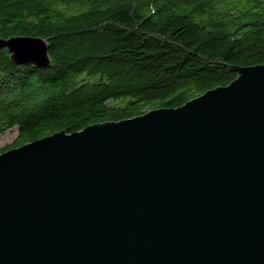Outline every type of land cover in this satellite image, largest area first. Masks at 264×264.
<instances>
[{
  "label": "water",
  "instance_id": "1",
  "mask_svg": "<svg viewBox=\"0 0 264 264\" xmlns=\"http://www.w3.org/2000/svg\"><path fill=\"white\" fill-rule=\"evenodd\" d=\"M0 47L48 62L41 37ZM227 67L180 106L0 152V264H264V63Z\"/></svg>",
  "mask_w": 264,
  "mask_h": 264
},
{
  "label": "trees",
  "instance_id": "2",
  "mask_svg": "<svg viewBox=\"0 0 264 264\" xmlns=\"http://www.w3.org/2000/svg\"><path fill=\"white\" fill-rule=\"evenodd\" d=\"M11 36L41 37L48 62L0 47V152L229 84L227 65L264 63V0H0Z\"/></svg>",
  "mask_w": 264,
  "mask_h": 264
},
{
  "label": "rangeland",
  "instance_id": "3",
  "mask_svg": "<svg viewBox=\"0 0 264 264\" xmlns=\"http://www.w3.org/2000/svg\"><path fill=\"white\" fill-rule=\"evenodd\" d=\"M16 130L14 128L10 129H5L1 134H0V149L6 145L9 144L10 141L15 137ZM3 152V151H2Z\"/></svg>",
  "mask_w": 264,
  "mask_h": 264
}]
</instances>
